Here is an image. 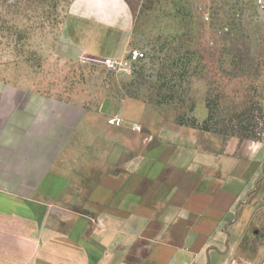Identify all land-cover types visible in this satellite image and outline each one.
<instances>
[{
  "label": "crops",
  "instance_id": "obj_1",
  "mask_svg": "<svg viewBox=\"0 0 264 264\" xmlns=\"http://www.w3.org/2000/svg\"><path fill=\"white\" fill-rule=\"evenodd\" d=\"M81 1L100 21L114 5L103 21L116 22L120 0ZM111 104L98 113L0 73V264H264V138L188 132L135 97Z\"/></svg>",
  "mask_w": 264,
  "mask_h": 264
},
{
  "label": "rangeland",
  "instance_id": "obj_2",
  "mask_svg": "<svg viewBox=\"0 0 264 264\" xmlns=\"http://www.w3.org/2000/svg\"><path fill=\"white\" fill-rule=\"evenodd\" d=\"M119 3L107 24L110 5L100 21L81 0H0V73L98 113L135 97L188 132L264 138V0ZM92 43L120 61L134 48L146 56L110 70L97 61L106 54L80 48Z\"/></svg>",
  "mask_w": 264,
  "mask_h": 264
},
{
  "label": "built area",
  "instance_id": "obj_3",
  "mask_svg": "<svg viewBox=\"0 0 264 264\" xmlns=\"http://www.w3.org/2000/svg\"><path fill=\"white\" fill-rule=\"evenodd\" d=\"M145 56H146V53L142 49L134 48L129 51L126 60L120 61L112 57H106L103 59H98L97 61L102 62L103 65L110 70L122 68V69H125L126 71H130L133 64L140 61ZM123 122H124V119L119 116H112L108 118V123L112 125L121 126ZM133 129L137 131H141L142 126L138 124H134Z\"/></svg>",
  "mask_w": 264,
  "mask_h": 264
}]
</instances>
